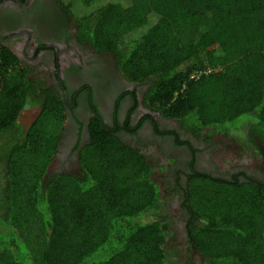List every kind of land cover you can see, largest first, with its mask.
Here are the masks:
<instances>
[{
    "label": "trees",
    "instance_id": "trees-1",
    "mask_svg": "<svg viewBox=\"0 0 264 264\" xmlns=\"http://www.w3.org/2000/svg\"><path fill=\"white\" fill-rule=\"evenodd\" d=\"M59 2L82 41L111 54L129 81L148 83L146 105L208 145L226 136L264 160V0ZM0 60V264H168V202L146 156L93 124L78 172L43 178L59 136L42 121L62 114V104L37 99L36 83L15 72L18 59L5 48ZM31 105L42 113L23 131L18 120ZM243 170L193 175L184 190L197 264H264V181ZM253 172L264 177V167ZM20 201L41 217L39 249L18 231Z\"/></svg>",
    "mask_w": 264,
    "mask_h": 264
},
{
    "label": "flooded vegetation",
    "instance_id": "flooded-vegetation-1",
    "mask_svg": "<svg viewBox=\"0 0 264 264\" xmlns=\"http://www.w3.org/2000/svg\"><path fill=\"white\" fill-rule=\"evenodd\" d=\"M62 4L0 0V53L5 48L18 59L15 72H25L36 83L37 99L56 98L62 104L57 119L65 123L55 159L59 172L79 168V152L91 141V126L98 124L142 154L146 149L162 152V169L170 170L173 193L181 200L193 175L238 178L244 169L264 181L261 173L250 169L219 170V164L209 159L214 145L200 143L198 135L146 105L148 83L129 81L111 54L82 41Z\"/></svg>",
    "mask_w": 264,
    "mask_h": 264
},
{
    "label": "rangeland",
    "instance_id": "rangeland-1",
    "mask_svg": "<svg viewBox=\"0 0 264 264\" xmlns=\"http://www.w3.org/2000/svg\"><path fill=\"white\" fill-rule=\"evenodd\" d=\"M81 6L78 4L76 11H80ZM41 108L38 106H27L21 113L18 123L23 128V131L27 130L31 125L36 123L40 117ZM48 120V121H47ZM62 119H57L54 115L42 121V127L45 130L51 131L56 137H60L63 131ZM199 142H205V138H199ZM214 148L209 156L211 162L219 164V170L222 172H228L235 167H243L245 169H250L252 171H258L261 167H264V160L258 158L255 155L245 154L239 150V148L226 136H213L211 138ZM201 145V144H199ZM57 152L53 160L48 164L47 170L44 177H47L51 173L58 171L56 159ZM147 161L155 168V180L159 183L160 188L163 189L162 193L165 198H167L169 215L167 218L168 229L166 231V246H167V262L168 264H188L190 261L193 264L199 262V256L192 249L189 248L186 241V229L184 225V213H181V203L183 202L178 194H174L173 191L176 187L172 186L170 183L169 169L166 171L162 169V160L165 157L162 152L151 151L146 149L144 151ZM167 160V159H166ZM43 165V164H42ZM170 167V166H169ZM73 172H78L75 169ZM260 172V171H259ZM27 186V182H22ZM197 183H209L207 178H198ZM19 197V196H18ZM20 198V197H19ZM24 198L21 195V199ZM179 199V200H178ZM19 210L16 212L17 217V227L21 234V238L25 239L29 249H39L41 248V241H44L45 234L43 233L41 217L37 214H31V206L23 201L18 205ZM17 230V228H16ZM23 234V235H22ZM31 241V242H30ZM35 241V242H34ZM37 242V246L35 243Z\"/></svg>",
    "mask_w": 264,
    "mask_h": 264
}]
</instances>
